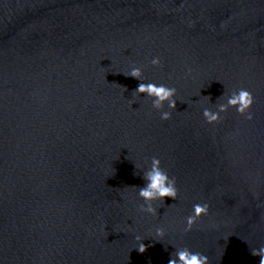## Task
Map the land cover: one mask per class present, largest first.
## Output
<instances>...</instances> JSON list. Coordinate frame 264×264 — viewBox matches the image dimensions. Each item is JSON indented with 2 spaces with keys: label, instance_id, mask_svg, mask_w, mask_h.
Segmentation results:
<instances>
[{
  "label": "water",
  "instance_id": "95a60500",
  "mask_svg": "<svg viewBox=\"0 0 264 264\" xmlns=\"http://www.w3.org/2000/svg\"><path fill=\"white\" fill-rule=\"evenodd\" d=\"M140 83L174 87L176 109ZM241 88L253 119L208 124ZM153 157L178 188L155 216L138 195ZM262 246L264 0H0V264H168L185 247L259 264Z\"/></svg>",
  "mask_w": 264,
  "mask_h": 264
},
{
  "label": "clouds",
  "instance_id": "9594fccd",
  "mask_svg": "<svg viewBox=\"0 0 264 264\" xmlns=\"http://www.w3.org/2000/svg\"><path fill=\"white\" fill-rule=\"evenodd\" d=\"M152 65L159 66L161 61L159 58H154L151 61ZM129 76L141 80L143 77L142 70L139 67H133L128 73ZM138 94H143L152 99V106L161 110L165 103L168 104L170 109H176L177 101L174 97L177 95V90L173 87L170 88L166 85H157L155 83H140L135 90ZM254 104V96L247 89H239L234 91L227 99L226 104H220L218 111L213 112L209 109H205L203 116L208 124H215L221 119L220 113L227 112L229 108H235L239 115L244 116L247 120L253 119V114L250 111ZM162 120L171 119V113L164 111L161 113ZM144 185L139 187L138 195L145 202L140 205L139 210L151 214L157 215V209L153 206L155 201H165V198H171L176 200L178 198V188L176 186V179L169 176L167 171L161 167L160 159L153 157L151 160V167L142 176ZM209 214V205L207 203L195 204L193 206V213L187 217V227L185 231L191 230L197 219ZM165 234L163 228L156 229V235L163 237ZM137 241H141V237H136ZM138 251L144 253L146 251V245L142 242L138 245ZM251 255L259 257V264H264V246L259 249H252ZM168 264H208L207 256L199 253L192 252L187 247L180 248L171 254V258Z\"/></svg>",
  "mask_w": 264,
  "mask_h": 264
}]
</instances>
